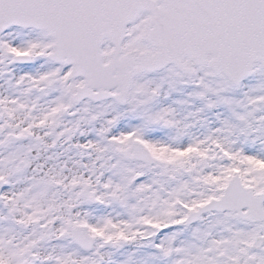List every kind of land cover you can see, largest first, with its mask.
<instances>
[{
  "label": "snow or ice",
  "instance_id": "obj_1",
  "mask_svg": "<svg viewBox=\"0 0 264 264\" xmlns=\"http://www.w3.org/2000/svg\"><path fill=\"white\" fill-rule=\"evenodd\" d=\"M0 264H264V0H0Z\"/></svg>",
  "mask_w": 264,
  "mask_h": 264
}]
</instances>
